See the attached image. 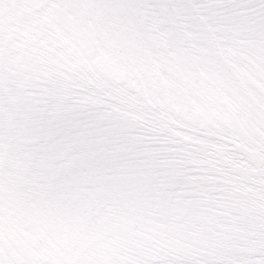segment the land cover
<instances>
[{"label":"snow or ice","instance_id":"obj_1","mask_svg":"<svg viewBox=\"0 0 264 264\" xmlns=\"http://www.w3.org/2000/svg\"><path fill=\"white\" fill-rule=\"evenodd\" d=\"M0 264H264V0H0Z\"/></svg>","mask_w":264,"mask_h":264}]
</instances>
